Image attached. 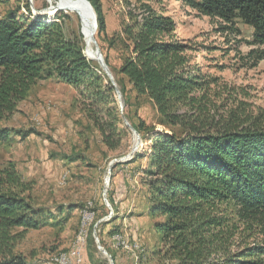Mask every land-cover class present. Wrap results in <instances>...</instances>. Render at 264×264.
<instances>
[{
    "label": "trees",
    "instance_id": "trees-1",
    "mask_svg": "<svg viewBox=\"0 0 264 264\" xmlns=\"http://www.w3.org/2000/svg\"><path fill=\"white\" fill-rule=\"evenodd\" d=\"M87 1L97 15L99 35H106L101 0ZM135 1L122 27L127 56L117 85L125 110L129 85L136 99L154 104L170 128L156 131L125 115L147 142V151L129 163L148 160L149 216L161 241L157 260L264 264V122L234 112L226 120L209 117L211 82L194 61L193 42L179 39L175 16L150 0ZM180 1L199 17L228 27L242 22L253 30L251 45L264 47V0ZM23 8L25 12L18 6L0 18V143L13 139V131L1 125L39 81L54 78L83 97L82 110L104 145L119 150L126 130L116 90L103 69L86 57L83 37H69L60 18L33 16L26 2ZM105 62L109 66L107 58ZM33 191L34 182L16 164L0 166V264H27L16 253L17 242L53 217L34 204Z\"/></svg>",
    "mask_w": 264,
    "mask_h": 264
},
{
    "label": "rangeland",
    "instance_id": "rangeland-1",
    "mask_svg": "<svg viewBox=\"0 0 264 264\" xmlns=\"http://www.w3.org/2000/svg\"><path fill=\"white\" fill-rule=\"evenodd\" d=\"M25 2L30 4L33 16L60 18L69 37H83L86 52L83 18L72 11H56L58 0H0V18L18 6L25 12ZM101 2L107 33L99 35L97 28L94 42L107 58L117 83L121 79L118 70L127 56L121 41L122 27L136 1ZM150 2L175 16L180 40L193 42L197 50L193 52L194 61L211 82L209 117L226 120L234 112L264 122V47L251 45L253 30L240 21L228 27L219 20L199 17L184 8L180 0ZM126 87L129 106L125 110L123 95V110L118 103L126 137L117 151L107 149L99 131L85 116L83 97L54 78L39 81L18 112L1 125L13 131V139L0 143V166L16 164L24 178L34 182V204L53 215L43 228L25 232L17 242L16 253L23 255L27 264H53L55 258L72 254L82 230L88 237L82 264H111V260L114 264H161L156 255L161 241L149 216L151 203L145 175L148 160H120L134 150L137 141L125 124L126 116L134 124L140 118L156 131L170 128L163 125L152 102L136 99L131 87ZM140 138L138 153H144L147 142ZM95 231L109 256L99 250ZM15 232L20 234L22 229Z\"/></svg>",
    "mask_w": 264,
    "mask_h": 264
},
{
    "label": "bare ground",
    "instance_id": "bare-ground-1",
    "mask_svg": "<svg viewBox=\"0 0 264 264\" xmlns=\"http://www.w3.org/2000/svg\"><path fill=\"white\" fill-rule=\"evenodd\" d=\"M58 4L64 10L75 12L76 14L80 15L83 18L84 23H85L84 37H85V42L87 45L86 56L89 60L90 59L97 60L98 59L97 51H96L97 49L95 47V42L93 40V38L96 39L97 29H93L94 18L91 12L89 11V8L87 7V5H85L80 0H58ZM83 231L84 230H82L79 233V235H82ZM79 235L77 236L74 247H76L79 243ZM116 239L120 241L121 237L117 236ZM87 242H88V237H87L86 232L84 231L83 244H82V258H83V255H84V252L87 246ZM67 260H70L69 255H61L54 259L53 264H56L58 261H59V264H66Z\"/></svg>",
    "mask_w": 264,
    "mask_h": 264
},
{
    "label": "water",
    "instance_id": "water-1",
    "mask_svg": "<svg viewBox=\"0 0 264 264\" xmlns=\"http://www.w3.org/2000/svg\"><path fill=\"white\" fill-rule=\"evenodd\" d=\"M81 2H83L85 5H87V7L89 8V11L91 12L93 18H94V26H93V29H97L98 28V23H97V15L95 13V10L93 9L92 5L90 4L89 1L87 0H80ZM56 11H61V10H64L62 7H60L59 5L57 7L54 8ZM83 36H84V32H83ZM93 40H95L93 38ZM86 49H87V46H86ZM97 51V56H98V59L96 60V62L99 63L100 67L103 69V71L106 73V75L108 76L110 82L112 83L113 87L115 88L116 90V95L118 96V103L120 104L122 110H123V102H122V94H121V91L119 90L118 86H117V83L114 79V76L109 68V66L107 65V63L105 62V59L103 58V56L101 55L100 51L99 50H96ZM85 55H86V52H85ZM87 57V56H86ZM125 124L127 127H129L131 129V131L134 133V135L136 136L137 138V142H136V146L134 148V150L124 159L120 160V162H127V161H130L132 158H134V156L138 153V150H139V145L141 143V138H140V135L139 133L128 123L127 120H125ZM114 167V164L111 165L110 167V172H112V169ZM109 181L110 179H108L107 181V185L109 184ZM106 195H107V190H105V202L107 203V199H106ZM108 206L110 207V205L108 204ZM95 239H96V242L99 246V250L107 255L108 253L101 247L100 245V242H99V239L97 237V234H96V231H95V235H94ZM111 264H114L113 261L111 260Z\"/></svg>",
    "mask_w": 264,
    "mask_h": 264
},
{
    "label": "built area",
    "instance_id": "built-area-1",
    "mask_svg": "<svg viewBox=\"0 0 264 264\" xmlns=\"http://www.w3.org/2000/svg\"><path fill=\"white\" fill-rule=\"evenodd\" d=\"M84 231L82 235H79V243L76 247L72 248V256L70 260H67L66 264H82L84 259L82 258V244H83ZM59 264V261L56 263Z\"/></svg>",
    "mask_w": 264,
    "mask_h": 264
},
{
    "label": "crops",
    "instance_id": "crops-1",
    "mask_svg": "<svg viewBox=\"0 0 264 264\" xmlns=\"http://www.w3.org/2000/svg\"><path fill=\"white\" fill-rule=\"evenodd\" d=\"M70 257L72 256V254L69 255Z\"/></svg>",
    "mask_w": 264,
    "mask_h": 264
}]
</instances>
